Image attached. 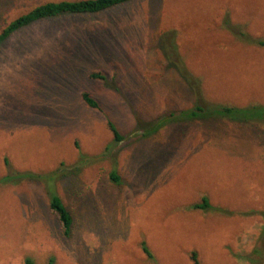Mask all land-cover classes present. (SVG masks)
<instances>
[{"label": "rangeland", "instance_id": "obj_1", "mask_svg": "<svg viewBox=\"0 0 264 264\" xmlns=\"http://www.w3.org/2000/svg\"><path fill=\"white\" fill-rule=\"evenodd\" d=\"M59 1L75 0H0V32ZM226 16L264 42V0H135L40 21L0 44V264H193L192 252L200 264H264V127L207 117L152 130L196 105L164 58L169 31L201 78V105L264 106V47L233 38ZM108 122L124 137L112 161L102 157ZM80 155L91 160L77 169ZM57 169L69 237L40 183L1 182ZM203 196L229 214L190 209Z\"/></svg>", "mask_w": 264, "mask_h": 264}, {"label": "trees", "instance_id": "obj_2", "mask_svg": "<svg viewBox=\"0 0 264 264\" xmlns=\"http://www.w3.org/2000/svg\"><path fill=\"white\" fill-rule=\"evenodd\" d=\"M132 1L135 0H75L43 3L33 7L24 14H21L17 18L10 21L0 32V44L10 38L15 32L25 29L30 25L40 21L55 20L67 16H85L99 14L106 10L130 3ZM223 28L226 29L233 36V38H236L243 43L255 44L264 47V42L261 39H252L246 32L244 26L232 24L228 16L223 19ZM161 43L165 60L186 82L192 95L194 96V99L196 100V105L191 109L180 111L177 115L170 114L168 116L157 119V121H155L153 124V131L163 127L173 118L176 120H191L196 118L213 117L236 123L258 124L264 127L263 105L258 104L247 107L201 105V78L193 75L187 69L184 59L178 52V47L176 44V33L174 31L165 33L161 38ZM91 77L94 79H103L99 74H92ZM82 99L86 105L92 108L98 107L96 101L89 97L87 93H82ZM107 125L112 134V141L105 149L102 157L108 158L110 159V161H112V159L114 158L113 149L124 140V137L119 134L116 127L111 122H108ZM90 160V158H87L86 160L83 155H80L77 163L74 165V168H81L82 166L88 164ZM60 170L57 169L45 174H33L29 172L21 173L14 176L4 177L1 182L4 184L17 185L23 180H32L40 183L43 187L48 207L56 216V219L61 227L62 235L64 237H69L72 231L73 219L55 188L56 182L61 179L62 170ZM108 180L113 185H119L120 183H122L121 176L114 166L108 173ZM190 209L199 210L202 212L229 214L227 211L211 205L206 196H203L198 203L191 205ZM262 235H264V233H262ZM141 249L146 258L154 262V257L145 242H141ZM258 255L259 253L257 250L253 252V256ZM190 258L193 264H200L195 252L191 253ZM249 262L251 264H255L257 261L256 259L250 257ZM24 264H35V262L33 259L26 257L24 259ZM47 264H54V260L50 258Z\"/></svg>", "mask_w": 264, "mask_h": 264}]
</instances>
